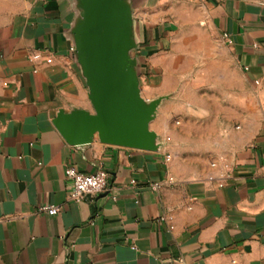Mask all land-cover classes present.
<instances>
[{
    "label": "crops",
    "instance_id": "1",
    "mask_svg": "<svg viewBox=\"0 0 264 264\" xmlns=\"http://www.w3.org/2000/svg\"><path fill=\"white\" fill-rule=\"evenodd\" d=\"M104 4L0 0V264H264V0H117L145 150L66 138Z\"/></svg>",
    "mask_w": 264,
    "mask_h": 264
},
{
    "label": "water",
    "instance_id": "2",
    "mask_svg": "<svg viewBox=\"0 0 264 264\" xmlns=\"http://www.w3.org/2000/svg\"><path fill=\"white\" fill-rule=\"evenodd\" d=\"M116 2L106 0L101 7L102 32L94 39L93 54L86 63L95 114H77L62 122L66 138L75 146L98 135L106 145L145 150L154 140L148 128L152 111L140 108L137 89L123 74V35Z\"/></svg>",
    "mask_w": 264,
    "mask_h": 264
},
{
    "label": "built area",
    "instance_id": "3",
    "mask_svg": "<svg viewBox=\"0 0 264 264\" xmlns=\"http://www.w3.org/2000/svg\"><path fill=\"white\" fill-rule=\"evenodd\" d=\"M224 40L231 44V40L228 35L223 36ZM47 63H51V59L47 60ZM230 170H228V174ZM65 177L70 183V198L73 201L80 202L86 195H99L109 191L107 183V175L103 170H98L94 174H83L77 171L73 167H68L65 171ZM229 177V175H227ZM173 179L168 180V184H173ZM161 185L154 184V189H159ZM40 212L47 213L50 216L56 215L58 209L56 207H41Z\"/></svg>",
    "mask_w": 264,
    "mask_h": 264
}]
</instances>
